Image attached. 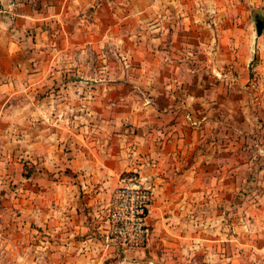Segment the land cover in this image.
Wrapping results in <instances>:
<instances>
[{"label":"crops","instance_id":"0c3cea01","mask_svg":"<svg viewBox=\"0 0 264 264\" xmlns=\"http://www.w3.org/2000/svg\"><path fill=\"white\" fill-rule=\"evenodd\" d=\"M10 2L0 221L39 238L50 264H154L151 248L145 260L146 248L123 255L106 238L112 192L139 174L154 195L148 217L167 221L202 200L187 188L211 192L219 172L255 169L264 29L255 38L248 16L264 0H0Z\"/></svg>","mask_w":264,"mask_h":264},{"label":"rangeland","instance_id":"374dc122","mask_svg":"<svg viewBox=\"0 0 264 264\" xmlns=\"http://www.w3.org/2000/svg\"><path fill=\"white\" fill-rule=\"evenodd\" d=\"M249 14L253 34L259 38L255 23L264 21L263 2ZM253 53H259L255 42ZM260 92L256 85L249 94L257 99L262 97ZM258 150L254 160L262 169L258 165L253 170L234 166L235 171L217 174V187L211 192L209 188H187L192 192L187 191L188 195L194 193V197L202 200L194 201L183 217L156 222L150 215L146 220L149 240L145 254L141 253L144 248L125 251L117 245L120 251L115 250L123 255L139 252L146 260L151 248L147 260L154 264H264V149ZM240 160L237 158V162ZM24 229L16 221H0V264H50L49 253L34 249L40 239L30 232L24 233Z\"/></svg>","mask_w":264,"mask_h":264},{"label":"built area","instance_id":"2783aa9c","mask_svg":"<svg viewBox=\"0 0 264 264\" xmlns=\"http://www.w3.org/2000/svg\"><path fill=\"white\" fill-rule=\"evenodd\" d=\"M15 2L0 4V13L7 12L15 19ZM153 192L137 173H125L113 190L106 217V238L125 251L142 250L148 242L146 220Z\"/></svg>","mask_w":264,"mask_h":264},{"label":"water","instance_id":"95a60500","mask_svg":"<svg viewBox=\"0 0 264 264\" xmlns=\"http://www.w3.org/2000/svg\"><path fill=\"white\" fill-rule=\"evenodd\" d=\"M263 28H264V21L263 20H257L255 23L256 36L261 35Z\"/></svg>","mask_w":264,"mask_h":264}]
</instances>
